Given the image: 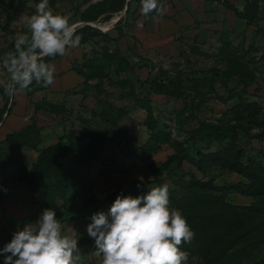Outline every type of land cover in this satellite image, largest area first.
I'll use <instances>...</instances> for the list:
<instances>
[{
	"label": "rangeland",
	"instance_id": "obj_1",
	"mask_svg": "<svg viewBox=\"0 0 264 264\" xmlns=\"http://www.w3.org/2000/svg\"><path fill=\"white\" fill-rule=\"evenodd\" d=\"M98 1L49 0L77 32L91 28L79 33L86 44L51 62V85L34 82L31 91L9 98L0 83V108L7 104L0 119L6 188L0 249L53 209L64 232L78 237L79 264H102L86 231L91 216L106 213L118 195L143 196L167 184L170 207L182 211L195 233L181 246L189 253L186 264H264V172L258 169V180L249 172L264 166V0H226L233 10L222 0H162L160 12L148 16L141 0H127L125 11L82 22L84 10ZM39 2L0 0V61L28 31L25 20ZM249 6L255 9L250 23L241 17ZM231 48L242 51L254 73L251 84L237 75L225 78ZM116 50L130 69L118 71L105 59ZM90 62L93 70L85 67ZM76 69L93 77L85 80ZM8 79L0 69V82ZM154 82L180 97L155 93ZM199 121L225 131L222 141H195L191 132ZM96 132L104 145L88 156L82 150L92 144L81 133ZM34 166L41 171L33 174ZM27 184L65 191L47 208Z\"/></svg>",
	"mask_w": 264,
	"mask_h": 264
},
{
	"label": "clouds",
	"instance_id": "obj_2",
	"mask_svg": "<svg viewBox=\"0 0 264 264\" xmlns=\"http://www.w3.org/2000/svg\"><path fill=\"white\" fill-rule=\"evenodd\" d=\"M160 0H141V11L159 13ZM28 31L16 36L14 51L0 61L9 79L2 83L9 98L31 85L47 87L54 81L55 65L46 58L64 56L77 48L82 36L67 14L54 13L49 0H40L35 14L26 18ZM86 227L102 264H186L182 250L195 237L182 211L170 207L168 185L151 188L143 196H117L108 211L91 216ZM53 209L13 233L2 249L3 264H79L78 237L64 232ZM75 232V231H74Z\"/></svg>",
	"mask_w": 264,
	"mask_h": 264
},
{
	"label": "trees",
	"instance_id": "obj_3",
	"mask_svg": "<svg viewBox=\"0 0 264 264\" xmlns=\"http://www.w3.org/2000/svg\"><path fill=\"white\" fill-rule=\"evenodd\" d=\"M160 1H162V0H160ZM219 4L224 6L227 10H233L234 9L233 5H231L226 0H222V2ZM126 5H127V0H101V1L95 2L91 5H89L84 10V12L82 13V22H92V21L99 19L102 16H104V18L107 19L110 14L121 12L125 8ZM235 12L238 13L236 10H235ZM242 16L245 18V20L248 21V23H250L255 16V9H253V8H251V6H249L248 8L245 9V12L243 15H241V17ZM90 29L91 28L89 26H84L83 28H81V30H79L77 32V34L78 35H79V33L85 34V32L90 30ZM86 43H87V41L85 39H81L80 45H84ZM241 52L242 51L240 49H236V48H231L228 50V53H226V57H227L226 61L229 65V70L227 72H224V76H225V78H229L232 75H237L238 77L240 76L244 79H247L248 83L251 84L254 81V73L248 69L247 63H245L241 60L244 57V55H242ZM105 56H106L105 59H107L110 62H113L116 66H118V71H122L124 69H126V70L130 69L129 63L126 61L125 58L120 56V53L118 50H116V52H114V53H106ZM63 57L64 56H62V57L56 56L55 58H46V61L51 63L55 60L62 59ZM88 65L89 66H85L88 69L93 70L95 68V62H90ZM122 66H123V68H121ZM73 71H75V73L78 76H81L85 80H89L90 78L93 77L90 74L82 73L78 69L73 70ZM33 84L31 85V88H32ZM153 87H154L153 90L157 94L166 95V96H170V97H176V98L180 97L179 92L175 88L173 90H171L165 84H159L157 82H154ZM6 106H7V104L3 108H0V119H1L2 115L5 113ZM252 118H253V116H250L249 121ZM210 128H213V127L211 125L205 123V122L199 121L198 127L191 132L192 138L195 141H204V140L211 137V140H213V141H217V142L222 141L223 136L225 134V131L222 132V129L212 131ZM81 136H87L90 139L91 144H92V148H90V149L86 148V149L82 150V151H85L86 155L90 156V154L92 152L99 153L101 151V149L104 145V140L102 138H100L99 136H97V132L91 133V134L81 133ZM12 139L13 138H11V136L7 137V140L11 141ZM54 149H50V151H48V152H55ZM51 150H54V151H51ZM197 153L199 156H201L199 151ZM48 155H50V153H48L46 155V158H49ZM262 156L264 157V154H262ZM233 167L238 168L237 164H234ZM258 169L264 172V166L262 167L260 165L259 166H252L251 169L249 170V172L253 174L252 176L254 178H256L257 180L259 179ZM36 171L40 172L41 171L40 167H37V166L32 167L33 174H35ZM260 178L264 181V176L260 177ZM48 181L52 182L51 179H49ZM49 185H51V184H48L47 186L49 187ZM63 185H64V182H62V180L60 179V183L58 184V186H63ZM27 187L29 188L30 191H32V192L37 191L39 193V200H40L39 202H42V204H44L47 208L54 206V201L56 199V193L57 192L62 193V195H64V191H65V189L63 187L58 188V189H55L54 187L47 188L45 191H43L41 188H38V189L33 188L29 184H27ZM246 189L247 190L249 189V191H251L252 188H251V186H247ZM5 191H6L5 185L3 183H0V196L3 195L5 193ZM77 218H78V215H75V216L69 218L68 220L73 221V220H76Z\"/></svg>",
	"mask_w": 264,
	"mask_h": 264
},
{
	"label": "water",
	"instance_id": "obj_4",
	"mask_svg": "<svg viewBox=\"0 0 264 264\" xmlns=\"http://www.w3.org/2000/svg\"><path fill=\"white\" fill-rule=\"evenodd\" d=\"M126 10V8H124V10L123 11H125Z\"/></svg>",
	"mask_w": 264,
	"mask_h": 264
}]
</instances>
